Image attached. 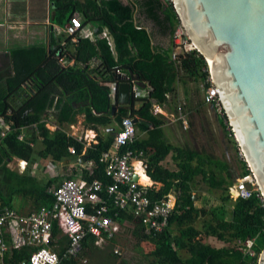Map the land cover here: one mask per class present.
Returning <instances> with one entry per match:
<instances>
[{"label":"trees","instance_id":"obj_1","mask_svg":"<svg viewBox=\"0 0 264 264\" xmlns=\"http://www.w3.org/2000/svg\"><path fill=\"white\" fill-rule=\"evenodd\" d=\"M136 6L142 14L155 22L162 34L173 37L180 20L170 0H133L131 4L109 0L104 1L101 8H95V17L87 15L90 22H102L97 40L93 42L81 39L74 54L70 53L69 47L66 48L67 58L75 60V65L64 66L59 62L63 46H57L50 54L40 46L13 50L14 73L0 76V79H5L7 89L4 95H0V116L10 124L5 136L0 137V204L15 207L13 201L17 194L24 200L32 201V209L53 204L55 198L48 192V188L57 185V179L41 184L35 177L20 174L9 167L14 158L25 161L32 159L36 149L31 142H35L38 135L43 141V148L38 151L41 158L62 160L73 155L69 147L74 146L76 154L82 155L84 152L85 162H91L90 168L82 171L86 180L99 178L105 184L111 182V177L105 171V163L100 158L113 144L122 120L125 117H138L148 121L136 123L138 131H145L148 136L141 138L137 135L131 148L137 152L143 151L141 158L147 163V174L155 181L165 183V188L160 193L173 191L177 194L176 208L166 228L147 233L142 218L136 216L133 209L115 206L112 197L103 190L101 193L111 209L109 215L121 224L125 221L136 223L145 238L157 246L155 254L161 264H259L257 256L246 253L238 244V240L243 241L249 237H257L258 242L264 240V207L259 198L253 195L233 200L228 194L221 205L208 207V202L205 201L202 206H197L191 187V181L200 175L209 187L228 192L236 177L247 171L246 166L237 175L234 166L227 159L203 150L173 144L163 128L167 117L154 113V105L165 106L169 103V94L176 91L178 82L185 85L192 78L195 81L201 80L208 87L209 73L205 70L207 63L197 51L183 53L173 59L174 45L169 50L154 46L153 33L141 26L135 17L138 9ZM58 9L61 11L63 8L60 5ZM103 29H107L112 36L117 56L107 38L100 36ZM94 57L101 62L91 69L87 64ZM127 67L139 74L140 80L151 90L141 97L132 96L131 103L124 105L120 103L117 92L115 98L112 97L111 84L116 83L118 86L124 82L119 78L117 70L127 72ZM136 101L142 102L139 108L135 107ZM49 111L59 125L76 123L78 115L84 114L90 128L98 130L102 126L105 131H98L97 142L87 145L85 139L68 134L62 128H48L43 116ZM34 124L38 134L36 128H30L26 137L20 139L18 135L21 128L32 127ZM121 148L122 151L127 149L126 146ZM170 152L179 160L178 170H171L162 164ZM69 177L75 176L70 174ZM153 190L152 188L151 191ZM229 199L234 201L230 204L233 205L232 210L229 209ZM206 212H210L211 220L205 231L228 242V245L212 246L197 237L200 231L192 223L197 216ZM172 224L187 226L181 231V237H177L186 239L182 245L180 242L177 244L189 249L191 258L187 260L181 259L176 251ZM53 233L60 236L54 249L62 255L69 241L63 236L57 223H54ZM95 241L93 234L86 236L82 257L95 255L97 251L103 250L95 245ZM8 242L11 249L4 257L5 264H22L36 250L32 247L14 248L10 236ZM116 242V239L112 240V243ZM255 249L260 251L258 245ZM122 261L133 263L129 260ZM80 262L73 259L65 263ZM102 263L125 264L118 262L117 256L113 254H105Z\"/></svg>","mask_w":264,"mask_h":264},{"label":"built area","instance_id":"obj_2","mask_svg":"<svg viewBox=\"0 0 264 264\" xmlns=\"http://www.w3.org/2000/svg\"><path fill=\"white\" fill-rule=\"evenodd\" d=\"M82 28L81 19L72 17L65 28V33L73 42H77L78 33ZM173 41V59H176L180 54L197 51L195 44L188 37L182 25L175 31ZM65 45L66 43L63 44L64 50L59 56V61L63 65H66ZM100 62L99 59L93 58L87 66L89 65L93 69L100 65ZM205 70L209 72L208 63ZM117 74L123 77L121 79L124 82L131 84V93L134 97H141L151 90L147 85L141 86L127 72L117 70ZM208 82L209 86L205 88L204 100L211 104L217 113L216 119L220 130L237 142L239 158L247 169L245 173L237 176L229 186L228 194L233 200L250 198L255 195L259 198L261 206L264 207L263 189L239 145L220 91L211 78H208ZM111 88V95L115 98L117 84L112 83ZM161 111L160 105H154V113ZM178 119L185 129L189 128V117L183 103H180L178 107ZM6 133L5 130L1 131L0 137L5 136ZM137 135L138 128L134 118L125 117L119 130L115 133L113 144L109 150L103 152L100 158V161L105 163V171L111 177V182L105 184L99 178H94L91 181L82 177L64 178L60 184L48 188V192L55 198L51 206H43L27 212L16 206H1L0 204V264H5L4 257L11 249L8 236L13 240V246L16 249L22 247L36 249L30 259L22 264L28 262L31 264H66L65 262L73 259L86 263V258L81 254L83 241L88 234H93L96 237L95 245L100 248L102 245L106 247L114 239L117 240L122 229V224L109 215L111 209L101 193L103 190H106L112 197L115 206L133 209L136 216L142 218L147 233L166 228L169 218L176 208L177 194L173 191L161 194V191L155 189L152 192V184L140 181V170L147 174V163L141 158L143 151L137 152L131 148ZM78 137L84 139L81 136ZM19 138L23 139V134H19ZM123 146H126L127 149L122 151L121 147ZM69 150L73 154L76 153L74 146H70ZM26 168L27 162L20 161V169L25 170ZM135 175L138 176L136 179ZM54 223H57L63 236H66L69 241L62 255L54 249L60 237L53 233ZM256 241L257 237H249L243 241L238 240V244L246 253L257 256Z\"/></svg>","mask_w":264,"mask_h":264},{"label":"crops","instance_id":"obj_3","mask_svg":"<svg viewBox=\"0 0 264 264\" xmlns=\"http://www.w3.org/2000/svg\"><path fill=\"white\" fill-rule=\"evenodd\" d=\"M104 1L109 0H0V76L14 73L12 66V52L15 49L40 46L43 47V49H45L48 54H50L54 49L57 48V46H63V44L66 43L65 48L68 49L69 47L70 53L74 54L76 47L81 39H89L93 42L96 41L98 38L97 33L102 26V22L98 20L90 22L87 18V15L91 14V16L95 17V8H97L98 6L101 8ZM121 1L124 4L133 3V0ZM60 5L61 8H63L61 11H59L58 9V6ZM136 8L138 7L136 6ZM72 17H78L83 22V28L78 33L77 42H73L65 33V28L70 23ZM135 17L137 20H139L141 26L147 27L149 31L153 33L154 46L159 47L161 50H169L171 46L174 45L172 40L173 37L171 35L162 34L155 22L142 14L139 8L136 10ZM100 36L107 38L114 52V55L117 56L114 40L112 36H110L108 30L103 29V32ZM75 64V60L68 59L66 56V65L64 66ZM179 83L180 82H178L177 85ZM189 83L190 82L187 81L185 85L182 84L185 88L184 93L186 97L187 91L189 90L187 85ZM6 91V81L5 79H0V95H4ZM178 93V87L176 86V91L173 94H169V103L165 106H161L162 111L160 113L167 117V121L163 126L166 136L173 144L180 146L178 145V138L182 136L183 131L177 124L179 102L175 101V99ZM141 105V101H136L135 107L139 108ZM43 118L46 121L48 128H50L51 130L62 128L68 134H72L77 137H83L87 141V145L91 144L92 142H97L98 131H105V128L102 126H100L98 130L90 128V126L85 121L84 114L78 115L76 123L63 125L57 124L55 117L52 115L51 111L46 113ZM9 128V122H7L2 116H0V132L4 130L8 131ZM30 128H36V134H38L37 126L35 124L32 127L21 128L19 134H23L25 138ZM138 135L141 138H146L148 136L147 132L140 130L138 131ZM225 136L229 138V136H227L226 134ZM31 144L34 147L36 146V151L32 157L33 159L26 161L27 168L25 170L20 169V161L24 160L18 158H14L13 161L9 163V167L20 174H26L35 177L41 184H44V181H48L50 179H59L60 177L70 178V174H74L76 178H84L82 175L83 169H89L91 166V162H85L86 157L85 155H83L84 152L82 153V155L75 153L62 160L41 158L38 155V151L43 148V141L40 135H38L37 140L35 142H31ZM174 156V153L170 152L162 161L163 166L171 170H178L179 160ZM83 157H85L84 160ZM40 160H42L43 162L51 160L52 163L48 175L45 176V178L42 177V172L39 169V167L42 165V162ZM232 162H235V159L232 160ZM149 178L151 180L150 184L153 185V189H155L156 191L164 190L165 183L155 181L150 176ZM191 187L193 194L196 195L194 201L197 206H202L197 202L198 198L203 200L204 196L209 195L208 192L212 193L213 191H218V188L209 187V185L202 179L200 175L195 177L194 180L191 181ZM197 191H199L198 194ZM202 192H204V196L200 197V193ZM206 200L207 198H205L203 201ZM13 202L18 208L22 209L25 212L32 210L27 209L30 208L27 204H30L32 208V201H27L20 197L18 200L14 199ZM211 202L213 201L211 200ZM229 207V209L232 210L233 205ZM202 215L203 214L197 216L196 220L192 223V225L200 231V236H205V238H200L201 241L203 243L210 244L216 247L228 245V242L219 239L212 233L203 231L204 220L202 219ZM197 221H200L202 223L201 227L196 224ZM186 228V225H171L173 235L174 230L182 231ZM176 251L179 257L183 260L191 258V253L187 247L176 245Z\"/></svg>","mask_w":264,"mask_h":264},{"label":"water","instance_id":"obj_4","mask_svg":"<svg viewBox=\"0 0 264 264\" xmlns=\"http://www.w3.org/2000/svg\"><path fill=\"white\" fill-rule=\"evenodd\" d=\"M171 1L197 52L210 64V77L264 192V0ZM126 71L146 86L132 68ZM117 93L121 104L131 103L129 82L120 83ZM259 264H264V252Z\"/></svg>","mask_w":264,"mask_h":264},{"label":"rangeland","instance_id":"obj_5","mask_svg":"<svg viewBox=\"0 0 264 264\" xmlns=\"http://www.w3.org/2000/svg\"><path fill=\"white\" fill-rule=\"evenodd\" d=\"M180 25L181 24L177 25L176 30L178 27H180ZM209 78H211L210 73ZM188 82L190 83L187 85L189 88V90L187 91V97L184 93V86L181 83L177 85L179 93L177 94L175 101H178L179 104H184V108L189 117L188 129H185L181 121L177 119V124L183 131L182 136L178 138V145H180L181 147H191L203 150L207 153L213 154L216 157L227 159L228 161L231 160L230 162L233 164L234 170L238 175L240 172H242L245 164L239 158L237 142L235 144L234 140L231 139V137H226L225 133L219 130L220 128L218 127L219 125L216 119L217 113L213 109V106L206 103L204 100V93L206 88L205 83L201 80L195 81L192 78L188 79ZM234 159L235 162H232V160ZM40 161L42 162V165L39 167V169L42 172V177L45 178V176L48 175L52 163L51 160L47 162H43L42 160ZM63 178L64 177H60L59 179H57L55 184L61 182ZM46 183L47 181H44V184ZM217 190L218 191H213L212 193L208 192V196H204V192L200 193V197L204 196L203 200L207 198L206 201L208 202V207L214 204L221 205L224 202V197L228 195V192L226 190ZM198 193L199 191H197V194ZM20 197L21 195L17 194L15 199L18 200ZM203 200L198 198L197 202L203 205L205 203V201ZM211 200L213 202H211ZM233 202L234 201L232 199H229L228 201L229 205ZM27 205H29L28 207H30L27 209H32L30 204ZM202 219L204 220L203 231H205L207 230L206 226L209 225V219L211 220L210 212L203 214ZM196 224L200 227L202 225L200 221H197ZM177 237H181V231L174 230V241L176 242V245H178L179 242L180 245H182V243L186 241V239L183 240L181 238H179L181 239L179 240ZM197 237L205 238V236L200 235ZM256 243V245L260 247V251L257 253V261L260 263L262 253L264 252V240H262V242L256 241ZM104 247L105 246L102 245V247L100 248L103 250L97 251V254L95 255L93 254L91 256H85L84 258H86L87 260L86 263L80 262L78 264H103L102 260L105 254H113L117 256L118 262L123 263L125 262L122 260L132 261V264H161L155 254L157 246L145 238L144 233L141 232L139 226L136 223H128L127 221L122 223V229L117 237V242L112 244L109 243L105 248Z\"/></svg>","mask_w":264,"mask_h":264},{"label":"bare ground","instance_id":"obj_6","mask_svg":"<svg viewBox=\"0 0 264 264\" xmlns=\"http://www.w3.org/2000/svg\"><path fill=\"white\" fill-rule=\"evenodd\" d=\"M194 44H195V43H194ZM196 46H197V45H196ZM215 53H219V52H217V51L213 52V54H215ZM207 63H208V68L211 69L210 64H209L208 61H207ZM219 91H220V88H219ZM220 93H221V91H220ZM221 96H222V93H221ZM222 97H223V96H222ZM223 100H224V98H223ZM224 102H225V101H224ZM231 119H232V118H231ZM90 134H91V133H90ZM238 136H239V135H238ZM239 138H240V137H239ZM140 181H141V182H148V183L151 182L149 176H148L147 174L143 173L141 170H140ZM262 255H263V253H262Z\"/></svg>","mask_w":264,"mask_h":264}]
</instances>
